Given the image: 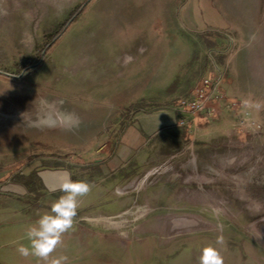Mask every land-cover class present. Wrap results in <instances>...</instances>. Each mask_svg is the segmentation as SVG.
<instances>
[{"label": "rangeland", "instance_id": "1", "mask_svg": "<svg viewBox=\"0 0 264 264\" xmlns=\"http://www.w3.org/2000/svg\"><path fill=\"white\" fill-rule=\"evenodd\" d=\"M79 3L76 20L23 70ZM214 3L230 28H209L198 0H0V203L21 195L23 216L39 215L61 195L43 183L69 173L92 185L85 198L98 204L86 211L118 212L105 221L122 231L141 222L151 231L157 215L167 225L128 247L64 237L54 255L69 264H197L208 244L224 264H264V0L253 28L254 0ZM183 6L194 7L202 32L153 29L159 8L185 21ZM211 73L234 108L216 103V118L175 125L178 100ZM142 129L147 140L133 154L126 135ZM25 231L14 241L27 243ZM13 237L0 264H36Z\"/></svg>", "mask_w": 264, "mask_h": 264}, {"label": "crops", "instance_id": "2", "mask_svg": "<svg viewBox=\"0 0 264 264\" xmlns=\"http://www.w3.org/2000/svg\"><path fill=\"white\" fill-rule=\"evenodd\" d=\"M206 1L199 3L198 0V9L200 11L201 17L203 18L204 21H206L209 24V28H216L217 30H222L223 28H230V22L227 16L223 15L221 11L217 10V7L215 6L214 0H207ZM256 5L253 6V9L251 10V19L250 22H248L249 27H256L258 17H259V5L261 3V0H254ZM186 6V5H185ZM183 6L182 8L184 9V16L182 23H178L177 21L174 23V19L168 18L169 13L166 11H162L159 8L158 15L161 18V23L159 24V30L157 28H153L155 26L152 22L148 21L144 24V29L146 31H150L152 28L158 32V34L164 35L165 33H173L176 34L177 30L180 28H185L188 30H194L195 32H202L204 29H200L197 23V19L195 17V10L193 6L190 7H185ZM151 9V8H149ZM156 11H153V8L151 9V13H155ZM168 16H167V14ZM220 19V21L218 20ZM198 28V29H197ZM147 31V32H148ZM197 83V82H196ZM196 83L191 87V89L194 88ZM152 120H143L141 123L143 126H145L144 130L148 129L149 125L152 124ZM135 129V128H133ZM144 130L142 129L143 132H135L136 134H128L126 135V141L128 143H131L134 148V151L132 152L133 154L135 153L136 150H138L141 146H143L146 142V134L144 133ZM125 146V143H124ZM120 150H118L119 152ZM132 154V155H133ZM131 155V156H132ZM49 169V168H47ZM54 170V169H53ZM71 175V178L74 180V177ZM65 178V173H63L61 179H56V180H51V181H45L43 183L44 188L53 191V189L58 188L59 184L61 181ZM122 178V177H121ZM128 178V177H127ZM119 180V179H118ZM9 183V182H5ZM3 183L5 188L11 189L13 186L20 188L21 185L17 183H13V186L11 184H6ZM1 186V185H0ZM4 189V188H3ZM5 192V191H4ZM8 193H11L7 191ZM13 194V193H12ZM17 197H21L20 199H17L16 197L14 199H11L8 202H1L0 203V247L5 246L7 243L11 241H7L5 238L6 236H11L13 234V241L16 239V235L20 233L21 229H25L33 224L36 219L38 218V214H34L33 216L25 217L22 214V211L19 210L21 206L28 204L26 201L25 197H22L21 195H16L13 194ZM110 200H108L109 202ZM112 202V201H111ZM87 203H92V204H98V199H92L86 201V198H83V201L81 203V207L78 210L77 217H76V223H75V230L72 231L71 233L65 234V238L68 241V238L74 237L77 238H90L93 239L95 237H101L104 239V241L110 245L113 244H119L121 247H128L130 245H133L135 243V240H139L140 234H146L149 232H152L153 234H164L168 231L167 225L165 222H161L163 220L160 215L155 216V218L152 220L153 224V229L151 231H146L143 223L141 222L136 229H127V231H122L119 229V227H115L109 223H107L105 220L111 219L113 216L118 214V212H88L86 211V204ZM111 204V203H109ZM108 204V205H109ZM18 206V208H16ZM123 214H121L122 217ZM117 217V216H116ZM112 220V219H111ZM158 222V223H154ZM91 222H95V224H91ZM161 222V223H159ZM25 235V233L23 234ZM161 236V235H160ZM264 236V234H263ZM78 241V244L80 243V240ZM164 243V242H162ZM260 244V243H259ZM260 245H264L263 243ZM31 264V263H30ZM34 264V263H33Z\"/></svg>", "mask_w": 264, "mask_h": 264}, {"label": "clouds", "instance_id": "3", "mask_svg": "<svg viewBox=\"0 0 264 264\" xmlns=\"http://www.w3.org/2000/svg\"><path fill=\"white\" fill-rule=\"evenodd\" d=\"M53 191L61 195L50 204L48 211L39 214L27 227L23 237L27 243L12 242L20 257L35 258L36 264H69L67 255L54 254L64 245L65 234L75 230L78 210L83 198L92 191V185L84 180H73L65 173V178ZM215 243L223 245V235H218ZM197 264H224V258L220 249L208 244L200 249Z\"/></svg>", "mask_w": 264, "mask_h": 264}, {"label": "built area", "instance_id": "4", "mask_svg": "<svg viewBox=\"0 0 264 264\" xmlns=\"http://www.w3.org/2000/svg\"><path fill=\"white\" fill-rule=\"evenodd\" d=\"M222 78L220 73H211L210 76L202 77L194 86L189 96L180 98L176 110L181 116L173 122L182 126L188 124L187 117L191 120L199 116L216 118L218 113L213 104L224 103L227 108H234L235 103L230 102L221 88Z\"/></svg>", "mask_w": 264, "mask_h": 264}, {"label": "trees", "instance_id": "5", "mask_svg": "<svg viewBox=\"0 0 264 264\" xmlns=\"http://www.w3.org/2000/svg\"><path fill=\"white\" fill-rule=\"evenodd\" d=\"M84 10V3H79L77 5H75V7L73 8V10L70 12V15L62 22L58 25V27L56 28V30L49 35V39L50 41L48 43H45L43 47H37L35 49V54H38L35 61L33 60V57L29 56L26 59V63L27 65H22V69L23 70H31L37 63L39 60L42 59V57L44 56L45 52L47 51V49L51 46V44L62 34V32L69 27L75 20L76 18L80 15V13ZM208 43V41L206 42ZM23 62H21L20 64H22Z\"/></svg>", "mask_w": 264, "mask_h": 264}]
</instances>
